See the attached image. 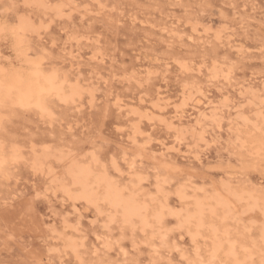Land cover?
Segmentation results:
<instances>
[{"label": "snow or ice", "instance_id": "snow-or-ice-1", "mask_svg": "<svg viewBox=\"0 0 264 264\" xmlns=\"http://www.w3.org/2000/svg\"><path fill=\"white\" fill-rule=\"evenodd\" d=\"M76 7L62 0H6L0 4V179L10 181L26 171L34 185L33 200L48 202L50 213L65 212L55 197L65 204L72 202V211L63 217L64 227L59 231L52 229L58 243L48 248V258L24 264H264V89L258 100L255 91L242 90L235 100L223 96L211 107V115L207 109L201 113L195 126L184 128L172 122L183 121L181 113L190 99L204 103L201 81L205 76L209 86L220 79L211 47L169 53L179 68L177 80L182 83L184 100L176 103L172 120L161 116L160 124L169 135L175 133L176 143L187 142L194 150H206L213 144L223 148L226 131L228 148L224 151L248 159L249 174H260L259 183L249 182L247 191L241 193L221 178L206 187L219 185L223 195L185 197L184 190L198 179L197 168L168 162L149 166L144 155L138 154V149L147 147V139L144 145H137L132 135L128 137L131 143L118 147L110 158L111 149L106 151L103 145L111 141L101 137L92 142V150L84 157L79 156L83 148L54 152L52 145L46 144L41 153L35 144L31 148L21 146L18 134L10 127L14 120L35 112L55 125L59 120L54 111L57 102H77L85 93L94 102V89L82 87L84 57L80 53L68 55L69 42L87 38L75 31L71 23L65 24L72 20L69 9ZM198 26H193V33ZM226 28L222 24L215 30V40L223 39ZM96 55L99 53L93 59ZM152 75L148 73L149 77ZM140 86L143 89V84ZM193 93L201 99L197 101ZM120 103L117 99V106ZM167 106H172L170 101ZM130 131L147 137L140 131L139 122ZM96 143L101 144L99 149L94 146ZM169 151L178 152L179 148L173 144ZM200 156L198 152L196 160ZM195 191L204 193L206 188ZM169 196H180V206L173 208ZM186 199L194 201L187 208ZM78 203L87 204L95 214L86 231L80 223L83 217ZM69 218L73 223L69 224ZM69 228L72 237L67 236ZM176 232L185 241L184 246L172 241Z\"/></svg>", "mask_w": 264, "mask_h": 264}, {"label": "rangeland", "instance_id": "rangeland-1", "mask_svg": "<svg viewBox=\"0 0 264 264\" xmlns=\"http://www.w3.org/2000/svg\"><path fill=\"white\" fill-rule=\"evenodd\" d=\"M5 2L6 0H0V4ZM62 2H73L72 4L78 5L75 9H69L72 20L66 21L65 24L67 26L71 23L75 31H79L87 38L69 42L68 55L71 57L73 53H80L84 57L82 87L94 89L95 99L93 102L85 93L82 99L77 98V102L67 104L57 102L54 111L60 118L55 125L41 119L35 112L14 120L10 127L18 134L22 147L31 148L35 144L41 153L45 151L43 146L46 144L52 145L54 152L66 151L69 148L76 151L77 148H83L79 156L84 157L86 152L92 150V142L101 137L111 141L103 145L106 151L111 149L108 151L110 156L118 147L130 144L128 137L132 135L137 145H144L147 139V147L138 149V154L147 158L146 164L151 166L159 160L157 164L168 162L181 167L187 165L197 168L199 178L193 180V187L190 185L184 190L185 197L198 195L205 197L204 194L211 197L214 193H220L219 185L213 189L206 187L212 185L214 181H219V178L228 179L225 182L241 192L248 190L249 182L259 183L261 177L258 171L249 174L248 159H242L236 154L229 155L224 151L228 148L226 142L223 148L213 144L206 150L202 147L194 150L187 142L183 145L176 143L175 133L169 135L166 128L162 130L159 118L164 116L172 120L176 103L184 100L182 83L177 80L179 68L172 62L173 56L169 53L187 52L190 49L211 47L215 52L213 59L217 61L219 67L220 79L213 82L214 86L207 84L206 76L205 80L201 81L204 84L201 91H204L206 97L204 103H200L203 110L209 108L212 103L218 104L223 96H228L232 100L239 99L242 90L245 93H248L249 89L255 91L256 99H259V92L264 89V4L261 0H62ZM100 4L105 6L101 8ZM209 4L211 6L207 7ZM197 24L199 26L193 33L192 28ZM222 24H226L227 28L224 29L223 39L217 41L214 38L215 30L220 29ZM208 28L214 31L208 32L206 30ZM188 36H192L193 39L188 40ZM97 53L99 55L93 59ZM169 62H172L171 67L168 66ZM197 71H200L198 66ZM203 71L207 73V68ZM133 72L136 74L135 77L131 76ZM149 72L154 75L149 77ZM88 79L89 81H86ZM193 95H196V99L197 97L201 99L198 93ZM117 99L121 106H117ZM169 101L171 107L167 106ZM192 102L190 99L189 106L182 111L183 114L181 113L183 121L173 120L174 124L184 128L193 126L192 116L197 115L199 110L191 108ZM154 103L159 106L155 108ZM234 112L232 114L235 115ZM207 114L210 115V112ZM147 116L154 119L151 121L147 118L142 119ZM137 122L140 131L146 133L147 137L136 136L135 131H130ZM208 139L211 142V134ZM223 140L227 141L226 131ZM84 141H88V144ZM173 144L177 148L179 145L178 152L169 151ZM100 145L98 143L94 146L99 149ZM198 152L201 153L200 160H196ZM212 164L213 167H210ZM226 165L227 167L231 165L232 168H227ZM243 165L247 168H243ZM154 182L153 175L152 183ZM202 183L206 184L202 186ZM33 186L26 171L10 181L0 179V264L18 262L24 264L33 259H47L48 248L58 243L52 229L57 231L62 229L63 217L72 211L71 201L65 204L62 199L55 197L59 208L65 209V212L61 213V216L50 213L48 202L33 200L35 195L31 191ZM204 186L207 191L197 194L195 189ZM241 186L242 188H239ZM168 201L177 208L181 204V197L169 196ZM192 202L194 201L186 199L185 208ZM77 206L82 207L80 215L83 219L80 223L86 231L95 219V214L89 210L87 204L81 206L78 203ZM68 222L71 224L73 220L69 218ZM178 233L172 234V241L177 246H184L185 241L179 239ZM187 238L185 234V240L190 243ZM91 241L92 237H89L87 242ZM128 246L130 247V243Z\"/></svg>", "mask_w": 264, "mask_h": 264}, {"label": "bare ground", "instance_id": "bare-ground-1", "mask_svg": "<svg viewBox=\"0 0 264 264\" xmlns=\"http://www.w3.org/2000/svg\"><path fill=\"white\" fill-rule=\"evenodd\" d=\"M73 3V2H72ZM201 13V12H200ZM196 21V20H195ZM194 23H196V22H194ZM71 53V52H70ZM73 53V52H72ZM70 66V65H69ZM229 72V71H228ZM224 75V74H223ZM222 75V76H223ZM102 78V77H101ZM86 81H89V79L88 80H86ZM94 87V86H93ZM252 88V87H251ZM249 91H250V89H249ZM159 100L161 99V98H159V96L157 97ZM197 101H199L200 99L197 97V99H196ZM120 105V104H119ZM215 105H217L216 103H212V104H210V106H209V108H207V110H208V112H210V115H211V107H214ZM121 106V105H120ZM191 108H195L196 109V111L197 110H199L198 111V113H197V115H195V116H192L193 117V126H195V124H196V122H197V120L198 119H200V117H201V113H204L205 111H206V109H202L201 107H200V103H198V102H192L191 103ZM156 108V107H155ZM158 110V109H157ZM149 111V110H148ZM192 111V110H191ZM186 112V111H185ZM195 112V110H193V113ZM235 113V112H234ZM173 114H175V112L173 113ZM183 114V113H182ZM185 114V113H184ZM58 116V115H57ZM233 116H234V114H233ZM173 117V116H172ZM60 118V117H59ZM176 121V120H175ZM179 121V120H178ZM173 122V121H172ZM181 122V121H180ZM179 122V123H180ZM59 123V122H58ZM131 123V122H130ZM135 134V133H134ZM53 135H54V133H53ZM63 135V134H62ZM94 139V138H93ZM80 142V141H79ZM78 142V143H79ZM226 142V141H225ZM60 143V142H59ZM82 143V142H81ZM90 144V143H89ZM98 143H96V145H97ZM189 146V145H188ZM39 147V146H38ZM65 147V146H64ZM99 147H101V145L99 146ZM98 147V148H99ZM177 147V146H176ZM43 148V147H42ZM178 148H179V145H178ZM203 148V147H202ZM190 149V148H189ZM55 150V149H54ZM89 150V149H88ZM75 151V150H74ZM89 152V151H88ZM202 152V151H201ZM146 154V153H145ZM79 155H81V154H79ZM146 156V155H145ZM148 156H149V154H148ZM109 157H111V155L109 156ZM151 157V156H150ZM240 158V157H239ZM147 159V158H146ZM145 159V160H146ZM241 159V158H240ZM150 160V159H149ZM153 160V159H152ZM154 160H155V158H154ZM247 160V159H246ZM147 161V160H146ZM245 161V160H244ZM156 162H159V160L157 161L156 160ZM156 162H154V164L156 163ZM163 162V161H162ZM225 162H227V161H225ZM243 162V161H242ZM151 163H152V161H151ZM165 163V162H164ZM157 164V163H156ZM160 164V163H159ZM223 164V163H222ZM244 164V163H243ZM246 164V163H245ZM206 165V164H205ZM235 165V164H234ZM242 165V164H241ZM149 166H150V164H149ZM213 167V164L212 165H210V167ZM217 166V165H216ZM239 166V165H238ZM221 167V166H220ZM226 167H227V165H226ZM229 167H231V165L230 166H228L227 168H229ZM232 168V167H231ZM240 168V167H239ZM243 168H247V167H244V165H243ZM208 169V168H207ZM219 169H221V168H219ZM218 169V170H219ZM242 169V168H241ZM238 170V169H237ZM226 172V171H225ZM243 172V171H242ZM233 173H234V171H233ZM244 173V172H243ZM246 173V172H245ZM228 174V173H227ZM226 175V174H225ZM234 175V174H233ZM206 176V175H205ZM202 177V176H201ZM199 178V177H198ZM211 178V177H210ZM209 178V179H210ZM236 178H237V176H236ZM201 179H203V178H201ZM232 179V178H231ZM238 179V178H237ZM228 180V179H227ZM227 180H225V181H227ZM212 181V180H211ZM219 181H220V178H219ZM239 181V180H238ZM242 181V180H241ZM203 182V181H202ZM155 183V182H154ZM194 183V182H193ZM214 182H212V184H213ZM235 183V182H234ZM199 184V183H198ZM201 184V183H200ZM206 183H202V186L203 185H205ZM246 184V183H245ZM241 185H242V182H241ZM5 186V185H4ZM190 186V185H189ZM192 186V185H191ZM199 186V185H198ZM193 187V186H192ZM195 187V186H194ZM205 187V186H204ZM237 187V186H236ZM235 187V188H236ZM199 188V187H198ZM239 188H242V186L241 187H239ZM243 188H245L244 186H243ZM246 191H247V189H245ZM189 191H191V190H189ZM188 191V192H189ZM207 191V190H206ZM216 191V190H215ZM238 191V190H237ZM239 192H241V190L239 191ZM185 193V192H184ZM192 193V192H191ZM196 193V192H195ZM206 193H208V192H206ZM241 193H243V192H241ZM186 194H188V193H186ZM197 194H198V192H197ZM209 194V193H208ZM210 195V194H209ZM212 195V194H211ZM210 195V196H211ZM222 195V194H221ZM189 196V195H188ZM199 196V195H198ZM203 195H201V197H202ZM204 196L206 197V195L204 194ZM190 201V200H189ZM192 203H194V202H192ZM171 206H173V208H174V205H171ZM87 211V210H86ZM60 216H61V214H60ZM169 226V225H168ZM57 231V230H56ZM59 231V230H58ZM9 233V232H8ZM178 233V232H177ZM179 234V233H178ZM67 236L68 237H72L73 236V232H72V230L69 228V230H68V233H67ZM10 239H11V237H10ZM188 239V238H187ZM5 240V239H4ZM176 241V240H175ZM5 242V241H4ZM6 243V242H5ZM49 244V243H48ZM131 246V245H130ZM27 257V256H26Z\"/></svg>", "mask_w": 264, "mask_h": 264}]
</instances>
